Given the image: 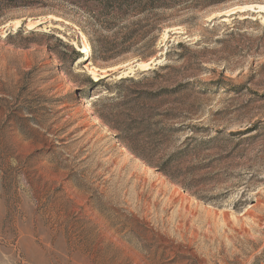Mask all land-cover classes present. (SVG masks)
<instances>
[{
	"label": "rangeland",
	"instance_id": "1",
	"mask_svg": "<svg viewBox=\"0 0 264 264\" xmlns=\"http://www.w3.org/2000/svg\"><path fill=\"white\" fill-rule=\"evenodd\" d=\"M172 13L151 59L111 63L65 0L2 13L0 264H264V0ZM125 77L189 87L162 108L177 130L142 137L152 164L99 116L116 121Z\"/></svg>",
	"mask_w": 264,
	"mask_h": 264
},
{
	"label": "trees",
	"instance_id": "2",
	"mask_svg": "<svg viewBox=\"0 0 264 264\" xmlns=\"http://www.w3.org/2000/svg\"><path fill=\"white\" fill-rule=\"evenodd\" d=\"M26 1L0 0V16H2L4 11L12 7L26 4ZM65 1L89 17L84 24L79 26L89 40L91 55L94 60L106 63L120 60L128 54H133L139 60L147 61L151 59L156 54L154 48L157 42V36L153 35V33L164 20L174 18L175 15L172 12L177 10H203L220 2V0ZM44 36L55 38L58 45L65 50V53L54 51V56L59 62H67L69 55L73 56V60L81 57V53L76 51L73 45L67 44L62 39L51 34H45ZM47 46L51 49L50 45ZM155 71L153 70V72ZM104 79L101 78L97 83H94L89 77L87 82L90 88L94 89L101 85ZM128 82L131 84L125 85ZM140 83L133 77H125L121 78L114 86L107 87L106 90L108 92L119 94L118 97L123 96V101L119 102L120 111L117 116H114L116 121L111 122V115L100 114L99 116L111 128L123 133L124 137H122V140L139 156L151 163L150 147L144 146L146 143L142 140V137L145 136V138L149 139L152 134H156L155 136L159 140L163 141V137H165L166 141L171 132L177 130L173 125H164L163 123L166 120L175 119L173 109L171 107L166 110L162 108L169 104L170 98L181 91L187 90L189 87L186 86L188 84H180L176 87H163L159 90L136 89L134 85H139ZM121 87L124 89L123 95L118 91ZM157 117L160 120L153 123L152 121ZM154 127L160 129L153 132ZM133 142L135 145H132ZM136 143L141 144V146L137 147ZM163 143H159V145L152 143V145L154 149H157ZM161 166L160 168H162Z\"/></svg>",
	"mask_w": 264,
	"mask_h": 264
},
{
	"label": "bare ground",
	"instance_id": "3",
	"mask_svg": "<svg viewBox=\"0 0 264 264\" xmlns=\"http://www.w3.org/2000/svg\"><path fill=\"white\" fill-rule=\"evenodd\" d=\"M261 10V9H260ZM262 11V10H261ZM84 51L86 52V55H88V57H90V49L88 48V47H86L85 49H84ZM84 60V59H83ZM100 79V77H95V80H99ZM89 111H92V108H90V110Z\"/></svg>",
	"mask_w": 264,
	"mask_h": 264
},
{
	"label": "water",
	"instance_id": "4",
	"mask_svg": "<svg viewBox=\"0 0 264 264\" xmlns=\"http://www.w3.org/2000/svg\"><path fill=\"white\" fill-rule=\"evenodd\" d=\"M258 11H261L260 9H258Z\"/></svg>",
	"mask_w": 264,
	"mask_h": 264
}]
</instances>
